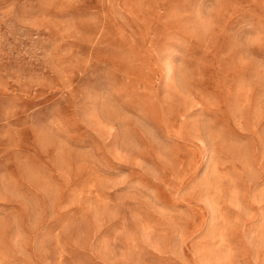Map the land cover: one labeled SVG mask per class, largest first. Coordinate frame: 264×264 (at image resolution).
Here are the masks:
<instances>
[{
    "label": "rangeland",
    "instance_id": "obj_1",
    "mask_svg": "<svg viewBox=\"0 0 264 264\" xmlns=\"http://www.w3.org/2000/svg\"><path fill=\"white\" fill-rule=\"evenodd\" d=\"M0 264H264V0H0Z\"/></svg>",
    "mask_w": 264,
    "mask_h": 264
}]
</instances>
